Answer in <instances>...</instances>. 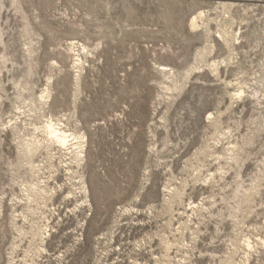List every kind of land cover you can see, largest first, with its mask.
I'll return each mask as SVG.
<instances>
[{
    "label": "rangeland",
    "instance_id": "1",
    "mask_svg": "<svg viewBox=\"0 0 264 264\" xmlns=\"http://www.w3.org/2000/svg\"><path fill=\"white\" fill-rule=\"evenodd\" d=\"M9 263L264 264V0H0Z\"/></svg>",
    "mask_w": 264,
    "mask_h": 264
},
{
    "label": "bare ground",
    "instance_id": "2",
    "mask_svg": "<svg viewBox=\"0 0 264 264\" xmlns=\"http://www.w3.org/2000/svg\"><path fill=\"white\" fill-rule=\"evenodd\" d=\"M232 34V33H231ZM234 34V33H233ZM224 39V38H223ZM231 40V39H230ZM77 42V41H76ZM76 42L71 41V45L75 44ZM82 47V46H81ZM82 49V48H81ZM73 50V49H72ZM83 63V58L79 57L76 59V66L80 67V65ZM163 67L165 68V66L163 65ZM167 68V67H166ZM216 68V67H215ZM167 71V70H166ZM216 72V71H215ZM78 75V74H77ZM79 83V82H78ZM242 93V92H241ZM49 96L48 94V90H46V92H43L40 95V99H46V97ZM42 112V111H41ZM49 116V115H48ZM14 124V123H13ZM67 125H65V122H62L60 119H55L51 117L47 118V121L45 122V124L42 126V134H44L45 138H43V142H39L38 144H36L38 142L35 143L33 142H27L25 145V154L29 157V158H34L35 153L38 152L40 147H45V149L48 150L49 146H56L58 147L60 150L67 149V151H69V153L75 156L76 161L81 160L84 156H86L85 152H86V148H85V135H80L77 134L75 132H69L68 129H66ZM14 128V127H13ZM17 130V129H15ZM12 131V130H11ZM40 131V130H39ZM38 131V132H39ZM19 132V131H18ZM36 134V133H35ZM86 134V133H85ZM16 138V137H15ZM36 138V137H35ZM40 138V137H39ZM41 139V138H40ZM39 139V140H40ZM88 140V139H87ZM36 141V140H35ZM87 146V145H86ZM56 150V149H55ZM57 151V150H56ZM68 153V152H67ZM34 156V157H33ZM67 160V159H66ZM35 161V160H34ZM34 161L31 163L32 165V171H34L33 173L37 174V177L39 176V173L41 172V168L40 165H35ZM49 163V162H47ZM30 165V164H29ZM69 168V167H68ZM31 169V168H30ZM57 170V169H56ZM76 174V173H75ZM46 175V174H45ZM82 175V174H81ZM35 176V175H34ZM36 177V176H35ZM40 177V176H39ZM38 177V178H39ZM35 179V178H32ZM34 181V180H33ZM46 182V181H44ZM37 185H39V182H34L33 186L34 187H38ZM83 186V185H82ZM83 186V190L84 193H86L87 191V187ZM42 188V187H41ZM40 189V188H39ZM34 192V191H33ZM34 194V193H33ZM58 195V194H57ZM30 199V198H29ZM87 199V198H86ZM75 200V199H74ZM86 201V200H84ZM39 204V203H38ZM192 206V205H191ZM29 207V206H28ZM118 222V221H117ZM116 223V222H115ZM49 226V225H48ZM80 228V227H79ZM43 229V228H42ZM48 229V227H47ZM46 228L45 230L48 231ZM46 233H49L46 232ZM113 234V233H112ZM44 235V234H43ZM50 235V234H49ZM47 235V236H49ZM246 246L247 248L251 247V241L250 239H248V241L246 242ZM245 248V247H244ZM247 252V251H246ZM10 264V263H9Z\"/></svg>",
    "mask_w": 264,
    "mask_h": 264
}]
</instances>
